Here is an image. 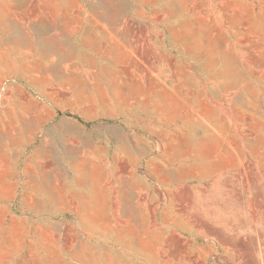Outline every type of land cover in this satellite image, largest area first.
<instances>
[{
    "label": "rangeland",
    "instance_id": "1",
    "mask_svg": "<svg viewBox=\"0 0 264 264\" xmlns=\"http://www.w3.org/2000/svg\"><path fill=\"white\" fill-rule=\"evenodd\" d=\"M0 264H264V0H0Z\"/></svg>",
    "mask_w": 264,
    "mask_h": 264
},
{
    "label": "trees",
    "instance_id": "2",
    "mask_svg": "<svg viewBox=\"0 0 264 264\" xmlns=\"http://www.w3.org/2000/svg\"><path fill=\"white\" fill-rule=\"evenodd\" d=\"M64 115H66V116H72V117L78 119L79 121H81L80 118H78L77 116H75V115H73V114H71V113H69V112H65ZM85 124H86V125H89V123H85Z\"/></svg>",
    "mask_w": 264,
    "mask_h": 264
}]
</instances>
